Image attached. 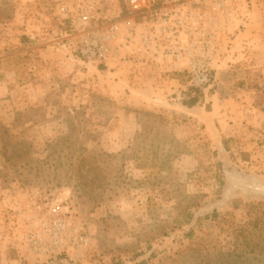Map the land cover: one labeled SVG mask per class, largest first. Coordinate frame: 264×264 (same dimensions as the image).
<instances>
[{
    "label": "rangeland",
    "instance_id": "obj_1",
    "mask_svg": "<svg viewBox=\"0 0 264 264\" xmlns=\"http://www.w3.org/2000/svg\"><path fill=\"white\" fill-rule=\"evenodd\" d=\"M233 3L197 87L133 48L72 53L122 0H0V264H47L27 235L53 201L89 238L78 264H264V194L230 177L264 181V0Z\"/></svg>",
    "mask_w": 264,
    "mask_h": 264
},
{
    "label": "built area",
    "instance_id": "obj_2",
    "mask_svg": "<svg viewBox=\"0 0 264 264\" xmlns=\"http://www.w3.org/2000/svg\"><path fill=\"white\" fill-rule=\"evenodd\" d=\"M121 20L87 29L71 46L81 60L108 62L114 53L133 48L140 57L181 64L190 83L211 84L224 34L234 18L233 0H122ZM87 21L90 15L85 16ZM61 201L49 204L48 217L38 222L27 239L47 264H78V252L89 238L67 220Z\"/></svg>",
    "mask_w": 264,
    "mask_h": 264
},
{
    "label": "water",
    "instance_id": "obj_3",
    "mask_svg": "<svg viewBox=\"0 0 264 264\" xmlns=\"http://www.w3.org/2000/svg\"><path fill=\"white\" fill-rule=\"evenodd\" d=\"M230 177L234 179L237 187H240L245 191L264 194V181L254 178L242 179L232 175Z\"/></svg>",
    "mask_w": 264,
    "mask_h": 264
},
{
    "label": "trees",
    "instance_id": "obj_4",
    "mask_svg": "<svg viewBox=\"0 0 264 264\" xmlns=\"http://www.w3.org/2000/svg\"><path fill=\"white\" fill-rule=\"evenodd\" d=\"M202 98H203V95L200 92H198L197 94H195L193 96H189V99L185 100L184 102L188 106L192 107V106H195L196 104L200 103ZM227 141L228 140H226L225 142L227 143ZM221 183H222V185L224 184V179H221ZM250 246H251V244H247L246 246H243L244 248H246V249H242V250H244L243 252H246V250L249 249ZM241 257H244V256L242 255ZM144 262L146 263L147 261L145 260Z\"/></svg>",
    "mask_w": 264,
    "mask_h": 264
}]
</instances>
